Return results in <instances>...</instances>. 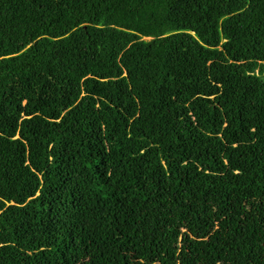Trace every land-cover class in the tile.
Wrapping results in <instances>:
<instances>
[{"label":"trees","instance_id":"1","mask_svg":"<svg viewBox=\"0 0 264 264\" xmlns=\"http://www.w3.org/2000/svg\"><path fill=\"white\" fill-rule=\"evenodd\" d=\"M0 264H264V0H0Z\"/></svg>","mask_w":264,"mask_h":264}]
</instances>
